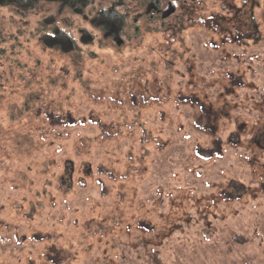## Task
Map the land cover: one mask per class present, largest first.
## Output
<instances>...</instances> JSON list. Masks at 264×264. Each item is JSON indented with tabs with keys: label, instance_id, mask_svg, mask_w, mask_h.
Segmentation results:
<instances>
[{
	"label": "rangeland",
	"instance_id": "374dc122",
	"mask_svg": "<svg viewBox=\"0 0 264 264\" xmlns=\"http://www.w3.org/2000/svg\"><path fill=\"white\" fill-rule=\"evenodd\" d=\"M253 1L186 0L170 31L119 51L41 50L28 31L0 44V264H264V0ZM142 61L160 97L134 114L127 73ZM89 113L110 130L52 122Z\"/></svg>",
	"mask_w": 264,
	"mask_h": 264
},
{
	"label": "flooded vegetation",
	"instance_id": "af4514ba",
	"mask_svg": "<svg viewBox=\"0 0 264 264\" xmlns=\"http://www.w3.org/2000/svg\"><path fill=\"white\" fill-rule=\"evenodd\" d=\"M185 1L0 0V44L28 31L37 34L41 50L67 53L111 44L119 51L139 34L170 31ZM6 49L0 47V55Z\"/></svg>",
	"mask_w": 264,
	"mask_h": 264
},
{
	"label": "trees",
	"instance_id": "16d2710c",
	"mask_svg": "<svg viewBox=\"0 0 264 264\" xmlns=\"http://www.w3.org/2000/svg\"><path fill=\"white\" fill-rule=\"evenodd\" d=\"M250 1L252 2V4H253V2L255 3V1H253V0H250ZM254 35H256V33ZM77 64H79L78 61H77ZM81 65H82V63H81ZM153 65L154 64L151 62L149 64H147L146 62H143V61L137 62L136 66H138V67L135 70H131L127 73V75L129 73H131L130 76H128V78L130 79L129 82H130L131 87H130V89H127L130 96H129V94H127V97L129 96V98H130L128 102L134 108V111H133L134 114H136V113L142 114L144 112H146V113L150 112L155 105L154 100L160 97L159 88L157 87V84H156V78L154 77V75H152V74H154L151 70V67ZM147 70L150 71L152 74L150 72L145 73ZM80 71L79 70L76 71V76L79 77L81 75ZM139 74H144L146 76L144 84H141L139 81H137V77ZM77 80H78V82H80L79 83L80 86L85 91L90 92L91 94H96L95 90H93L91 88V83H90L91 79L90 78H88V80H86V81H83L79 78H77ZM141 86L142 87L144 86V87L142 88ZM99 91L103 92L104 89H99ZM160 91H161L162 95L167 94V92H165V91L163 92V90H161V89H160ZM185 102L188 105L189 110L203 113V115L198 117L197 123L199 125H200L201 121L208 120V118L213 115V113L210 110L211 106L209 105L208 102H198L196 97H194L193 99H188ZM92 113H89L88 118L82 117L81 119H79V120L75 119L74 121L72 119H70L72 117V115L68 114L64 118H60V120H56V121H52V122L57 123V124H59V123L64 124L65 122H67V121H65L66 119L71 121V122H74L75 124L80 123V122H82V123H84V122L88 123L89 122V123H95V124L99 125V127H101V128L107 127L108 130H110L109 126H104V123L101 122V119H98L97 116L92 114ZM209 121L210 120H208V122ZM114 127H117V126H114ZM140 127H145V126H144V124H142V125H140ZM201 128H202L201 129L202 131H207V130L209 131V128L206 126H203ZM212 129H213V126H211L212 132H209V134L215 133V131ZM142 130H143V134H142L143 137L141 136L140 138L141 139L144 138L146 140V137H148L147 133L150 132V130H148L146 128H143ZM115 132H117V134H120L121 130H115ZM206 159L207 158L204 157L203 160H206ZM88 168L90 171L91 168L89 166H88ZM64 171H65V173H62V175L58 176V179L61 181V183L63 185L64 184L70 185L72 183V179L74 178L73 167H69L68 169H64ZM233 184H234L233 182L229 184V189H230L231 196H234V198H236L239 195V192L237 191V188H235L236 185H233ZM232 240L237 241L239 244H244L247 242V238H245L242 235H235L232 238ZM27 264H30V263L28 262Z\"/></svg>",
	"mask_w": 264,
	"mask_h": 264
},
{
	"label": "water",
	"instance_id": "95a60500",
	"mask_svg": "<svg viewBox=\"0 0 264 264\" xmlns=\"http://www.w3.org/2000/svg\"><path fill=\"white\" fill-rule=\"evenodd\" d=\"M119 33V31H116V34H118ZM45 42L47 43V44H49L46 40H45Z\"/></svg>",
	"mask_w": 264,
	"mask_h": 264
}]
</instances>
